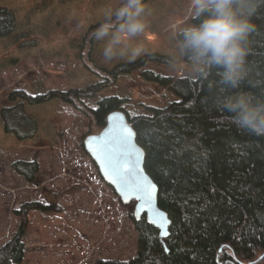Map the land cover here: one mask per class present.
Listing matches in <instances>:
<instances>
[{
	"label": "rangeland",
	"instance_id": "obj_1",
	"mask_svg": "<svg viewBox=\"0 0 264 264\" xmlns=\"http://www.w3.org/2000/svg\"><path fill=\"white\" fill-rule=\"evenodd\" d=\"M144 2L151 13L147 16L150 26L139 39L145 43L147 54L169 56L171 25L185 18L190 0ZM116 3L0 0V7L12 11L16 22L12 34L0 38V109L9 104V94L14 90L32 96L51 90L87 91L108 80L94 70H111L130 62H105L101 43L93 37L85 39L98 25L103 10ZM143 70L186 76L171 71L169 63L151 61L118 75L93 94L79 97L78 103L93 109L100 98L117 95L125 100L122 107L130 119L176 100L167 88L144 79ZM24 106L37 123L32 138L19 140L5 132L0 116V245L16 231L20 218L15 209L32 202L48 210L27 212L22 264H94L100 259L133 258L138 236L131 217L134 203L123 204L118 199L85 151V138L100 130L91 127L86 111L60 98ZM16 160L38 162L35 182L26 181L14 170ZM257 260L264 264V254Z\"/></svg>",
	"mask_w": 264,
	"mask_h": 264
},
{
	"label": "trees",
	"instance_id": "obj_2",
	"mask_svg": "<svg viewBox=\"0 0 264 264\" xmlns=\"http://www.w3.org/2000/svg\"><path fill=\"white\" fill-rule=\"evenodd\" d=\"M252 21L256 27L249 37L247 76L239 87L264 95V4L256 8ZM96 27L85 39L91 40ZM15 28L13 12L0 7V38L11 35ZM169 60V56L151 53L111 70L99 67L96 74L108 80L87 91L51 90L32 96L14 90L9 104L0 109L4 130L19 140L32 138L37 123L24 104L37 105L53 98L81 107L95 131L105 126L112 111L121 110L127 116L145 152V171L159 187L158 204L170 218L169 235L160 238L158 229L133 211L138 234L135 256L126 261L100 259L94 264H261L257 258L264 254V136L232 124L220 108L216 90L187 75L143 70L144 79L167 88L176 100L130 119L122 107L125 100L117 95L100 98L93 109L78 103L79 97L113 83L120 74L147 62ZM12 166L26 181L35 182L36 160H16ZM38 208L48 210L32 202L15 209L20 220L12 237L0 245V264H22L27 212Z\"/></svg>",
	"mask_w": 264,
	"mask_h": 264
},
{
	"label": "clouds",
	"instance_id": "obj_3",
	"mask_svg": "<svg viewBox=\"0 0 264 264\" xmlns=\"http://www.w3.org/2000/svg\"><path fill=\"white\" fill-rule=\"evenodd\" d=\"M264 0H190L187 15L173 21L169 68L203 81L217 91L220 108L232 124L264 136V95L241 89L247 76L252 16ZM151 13L144 0H117L107 6L91 34L105 62L135 61L148 49L142 37ZM191 21V22H188Z\"/></svg>",
	"mask_w": 264,
	"mask_h": 264
},
{
	"label": "water",
	"instance_id": "obj_4",
	"mask_svg": "<svg viewBox=\"0 0 264 264\" xmlns=\"http://www.w3.org/2000/svg\"><path fill=\"white\" fill-rule=\"evenodd\" d=\"M84 146L99 175L118 199L123 204L133 202L134 213L144 215L158 229L160 238L167 237L170 218L158 204L159 187L145 171V152L124 112H110L106 125L87 136Z\"/></svg>",
	"mask_w": 264,
	"mask_h": 264
},
{
	"label": "flooded vegetation",
	"instance_id": "obj_5",
	"mask_svg": "<svg viewBox=\"0 0 264 264\" xmlns=\"http://www.w3.org/2000/svg\"><path fill=\"white\" fill-rule=\"evenodd\" d=\"M258 261H261V260H258ZM256 262V261H255Z\"/></svg>",
	"mask_w": 264,
	"mask_h": 264
},
{
	"label": "snow or ice",
	"instance_id": "obj_6",
	"mask_svg": "<svg viewBox=\"0 0 264 264\" xmlns=\"http://www.w3.org/2000/svg\"><path fill=\"white\" fill-rule=\"evenodd\" d=\"M177 103H179V101Z\"/></svg>",
	"mask_w": 264,
	"mask_h": 264
},
{
	"label": "bare ground",
	"instance_id": "obj_7",
	"mask_svg": "<svg viewBox=\"0 0 264 264\" xmlns=\"http://www.w3.org/2000/svg\"><path fill=\"white\" fill-rule=\"evenodd\" d=\"M106 125V124H105Z\"/></svg>",
	"mask_w": 264,
	"mask_h": 264
}]
</instances>
